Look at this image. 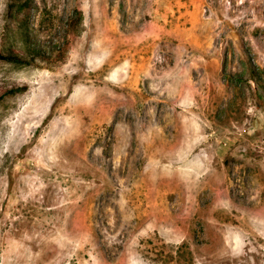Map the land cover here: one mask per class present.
<instances>
[{"label":"rangeland","instance_id":"obj_1","mask_svg":"<svg viewBox=\"0 0 264 264\" xmlns=\"http://www.w3.org/2000/svg\"><path fill=\"white\" fill-rule=\"evenodd\" d=\"M6 53L0 264H264V0H0Z\"/></svg>","mask_w":264,"mask_h":264},{"label":"trees","instance_id":"obj_2","mask_svg":"<svg viewBox=\"0 0 264 264\" xmlns=\"http://www.w3.org/2000/svg\"><path fill=\"white\" fill-rule=\"evenodd\" d=\"M20 36H21V39H24V41H28L29 39L28 37L29 34L27 32H23L22 34H20ZM29 56L31 57L29 60H27V58H25L22 55H18L14 53H6V54H0V59L5 60L7 62H11V63H20V64L27 65L30 63V60L33 61L35 54H30ZM252 77L255 83L257 84V86L260 87L262 91L264 92V77L261 75V73H258L257 71H253ZM185 247L186 246L184 245L176 246V247L172 246L170 257L176 264H181V262L183 261L184 249H186Z\"/></svg>","mask_w":264,"mask_h":264}]
</instances>
